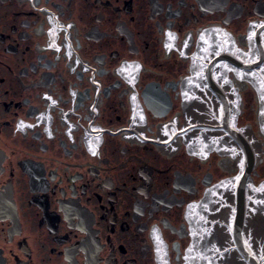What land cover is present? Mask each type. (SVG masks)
Returning <instances> with one entry per match:
<instances>
[{"label": "flooded vegetation", "instance_id": "1", "mask_svg": "<svg viewBox=\"0 0 264 264\" xmlns=\"http://www.w3.org/2000/svg\"><path fill=\"white\" fill-rule=\"evenodd\" d=\"M0 264H264V0H0Z\"/></svg>", "mask_w": 264, "mask_h": 264}, {"label": "snow or ice", "instance_id": "2", "mask_svg": "<svg viewBox=\"0 0 264 264\" xmlns=\"http://www.w3.org/2000/svg\"><path fill=\"white\" fill-rule=\"evenodd\" d=\"M243 78V77H242Z\"/></svg>", "mask_w": 264, "mask_h": 264}]
</instances>
